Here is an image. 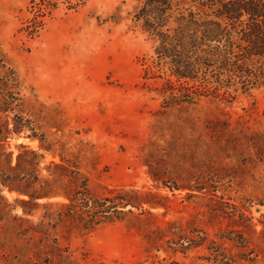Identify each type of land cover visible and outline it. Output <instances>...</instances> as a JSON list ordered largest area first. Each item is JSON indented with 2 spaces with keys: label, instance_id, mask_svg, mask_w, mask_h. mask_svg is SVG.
I'll return each mask as SVG.
<instances>
[{
  "label": "rangeland",
  "instance_id": "obj_1",
  "mask_svg": "<svg viewBox=\"0 0 264 264\" xmlns=\"http://www.w3.org/2000/svg\"><path fill=\"white\" fill-rule=\"evenodd\" d=\"M65 1L0 0V264H264V85L185 102L147 0Z\"/></svg>",
  "mask_w": 264,
  "mask_h": 264
},
{
  "label": "trees",
  "instance_id": "obj_2",
  "mask_svg": "<svg viewBox=\"0 0 264 264\" xmlns=\"http://www.w3.org/2000/svg\"><path fill=\"white\" fill-rule=\"evenodd\" d=\"M65 2L73 6L80 0ZM30 4L37 22L58 7L56 0H30ZM198 4L200 9L183 11L171 0H147L139 9L137 19L143 20L144 31L156 42L151 67L165 74L170 90L179 85L185 102L207 96L226 99L231 96L229 88L246 92L263 86L264 0H200ZM0 68H5L1 60ZM5 79L7 93L0 94L19 93L20 83L12 71ZM86 196L80 191L70 201L80 203Z\"/></svg>",
  "mask_w": 264,
  "mask_h": 264
}]
</instances>
